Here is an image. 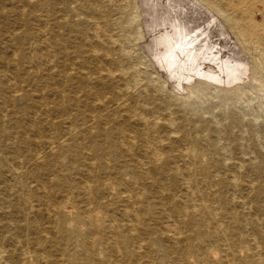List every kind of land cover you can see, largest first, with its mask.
I'll return each mask as SVG.
<instances>
[{"label": "rangeland", "instance_id": "rangeland-1", "mask_svg": "<svg viewBox=\"0 0 264 264\" xmlns=\"http://www.w3.org/2000/svg\"><path fill=\"white\" fill-rule=\"evenodd\" d=\"M131 1L0 0L4 264L264 260V77L250 78L223 19L199 0ZM180 16L190 25L181 39L195 48L187 69L160 62L165 46L159 56L141 47ZM215 47L229 83L191 92L186 73L215 63ZM76 213L89 220L92 244L80 241L85 226L77 240L63 237Z\"/></svg>", "mask_w": 264, "mask_h": 264}, {"label": "bare ground", "instance_id": "bare-ground-1", "mask_svg": "<svg viewBox=\"0 0 264 264\" xmlns=\"http://www.w3.org/2000/svg\"><path fill=\"white\" fill-rule=\"evenodd\" d=\"M100 2L102 0H99ZM196 1V0H194ZM193 1V2H194ZM200 3L203 4L206 8H210L212 10V13L215 14L216 18L223 19L224 21V26H225V31L227 33L224 34L228 35L226 36L230 38V42L232 43V47L235 48L236 52H243L245 56L249 59V75L252 80H258L259 78L264 77V0H220L222 2L221 5H217L216 3L210 1V0H199ZM192 0H163L164 4H191ZM146 4H158L157 0H153L151 2L150 0L145 1V0H132L130 5L137 6V5H146ZM195 4V3H194ZM198 4V3H197ZM196 4V5H197ZM243 4V5H239ZM7 6V5H6ZM201 6H196L195 7V12H199V14L202 16H206L209 18L210 13L204 9V7ZM140 8V7H139ZM124 9V8H123ZM189 9V8H188ZM76 10V9H75ZM95 10V9H92ZM140 10V9H139ZM143 11V10H142ZM152 11V10H151ZM155 12V11H154ZM196 12V13H197ZM140 13V11H139ZM148 13L149 10H148ZM141 14V13H140ZM154 14V13H153ZM213 15V14H212ZM179 16V15H177ZM188 16V15H187ZM182 16L172 18L169 23H168V28L164 25L161 24L157 26V28L153 29V34L151 35L150 39V44L149 43H144L141 44L142 48H148V51L151 50V48L156 49V55L159 56V49H169V56L164 57V56H159L160 62L165 60V62L170 61L171 64H173L174 59H177L178 63H182L184 68H186L185 65H187V60L192 58V56L195 54V48L193 47V51H189L191 48H187L185 45L187 44V41L184 38L185 33H187L186 29L190 27V25L183 23ZM190 16H188L189 18ZM212 18V17H210ZM215 18V17H214ZM215 18V19H216ZM213 19V18H212ZM184 20V18H183ZM189 20V19H188ZM115 21V20H114ZM217 21V19H216ZM126 22V21H125ZM198 23V22H197ZM218 25L216 28H219V33L221 32V22L217 21L216 22ZM152 24V23H151ZM155 27V26H154ZM167 28V29H166ZM15 29V28H14ZM144 29V28H143ZM124 31V29H123ZM139 39L142 41L143 35L139 33ZM192 34V33H191ZM13 35L15 33H9L8 36L9 38H13ZM90 35V34H89ZM111 36V35H110ZM147 37V36H146ZM220 37V36H219ZM114 38V37H113ZM127 38V34L125 36L120 35V43L123 44L124 40ZM112 39V38H111ZM145 39V38H144ZM148 39V40H149ZM190 39V38H189ZM228 39V38H227ZM182 40H185L184 43H182ZM262 40V41H261ZM116 41V40H115ZM146 41V40H145ZM200 41V40H199ZM229 41V40H228ZM144 42V40H143ZM148 42V41H146ZM263 42V43H262ZM173 43V44H172ZM191 43V42H190ZM189 43V44H190ZM217 43L220 45V40H217ZM108 44V43H107ZM129 44V43H128ZM172 45L174 46V49H172ZM147 46V47H146ZM165 46L166 48H164ZM193 46V45H192ZM190 47V46H188ZM220 47V46H219ZM215 47L217 50L215 53H212L211 56L213 59V62L215 60V63L212 65L204 64L201 68H194L192 70V74L186 73L185 79L187 81L193 79L192 85L190 87V91L193 92L197 90L198 88H208V84L214 85L215 88L221 87V84L229 83V79H226L225 77H221V72L218 74V70L220 68V53L218 52V48ZM176 48V49H175ZM187 48V49H186ZM182 49V51H181ZM197 49V48H196ZM143 50V49H142ZM183 50H185L183 52ZM201 50V49H200ZM144 51V50H143ZM146 51V50H145ZM189 51V52H188ZM211 51V50H210ZM180 52L181 59L178 58V54ZM205 52V51H204ZM210 54V53H209ZM227 54V53H226ZM242 54V53H241ZM206 55V54H205ZM14 56V55H13ZM198 56V55H197ZM196 56V57H197ZM210 56V55H209ZM166 58H171L169 60H166ZM123 59V58H122ZM194 60V59H192ZM245 60V59H244ZM243 60V61H244ZM204 62V61H203ZM208 62V61H207ZM186 63V64H185ZM190 63V62H189ZM194 63V62H193ZM192 63V64H193ZM211 63V62H210ZM244 63V62H242ZM191 64V65H192ZM203 64V63H202ZM245 64V63H244ZM190 65V67H192ZM248 65V64H247ZM129 66V65H128ZM190 67L188 69H190ZM246 67V66H245ZM155 68V67H154ZM247 68V67H246ZM248 73V72H247ZM112 74V73H111ZM233 75V74H232ZM164 81L170 82L171 77L169 75H162ZM232 78V77H231ZM133 79V78H132ZM195 79V80H194ZM234 79V78H233ZM239 79V78H238ZM170 80V81H169ZM232 81V80H230ZM173 82V80H172ZM1 83V82H0ZM174 83V82H173ZM180 83V82H179ZM208 83V84H207ZM189 84V83H188ZM135 85V84H134ZM232 85V84H231ZM173 87L170 89L178 92V93H183L181 91L182 88H180L179 85L173 84ZM240 88V85L237 84L234 89H225V92H231L233 90H237ZM42 92V91H41ZM175 92V93H176ZM177 95V94H176ZM184 96V95H183ZM46 107V106H45ZM142 114V113H141ZM35 115V114H34ZM144 123H148V121L144 120ZM92 125V124H91ZM259 137V136H258ZM257 137V139H258ZM129 138V137H128ZM255 138V137H254ZM121 140V139H120ZM122 141V140H121ZM121 143V142H120ZM226 145V144H225ZM127 146V145H126ZM227 147V146H226ZM131 148V147H130ZM154 148V147H153ZM52 149V148H51ZM147 149V148H146ZM148 150V149H147ZM31 151V150H30ZM152 156L154 157L155 160H158V151H155L153 149L150 150ZM131 152V151H130ZM2 153V152H0ZM36 153V152H35ZM39 153V152H38ZM227 153V152H226ZM11 154V153H10ZM9 154V155H10ZM36 155V154H35ZM15 157V156H14ZM137 158V157H135ZM7 161V160H6ZM142 162V161H141ZM138 163V162H137ZM10 164V163H9ZM137 165V164H136ZM12 166V165H11ZM13 168V167H12ZM146 172V171H145ZM127 175V174H126ZM137 175V174H136ZM234 175V174H233ZM232 175V176H233ZM129 176V175H128ZM144 176V175H143ZM236 177V176H235ZM7 179V178H6ZM233 179V178H232ZM188 181V180H187ZM102 182V181H100ZM121 182V181H120ZM236 183V182H235ZM101 184V183H100ZM115 184V183H114ZM251 185V184H250ZM43 186V185H42ZM44 188V186H43ZM9 190V189H8ZM45 190V188H44ZM55 190V189H54ZM58 190V189H57ZM230 191V190H229ZM106 192V191H105ZM22 193V192H20ZM129 194V193H128ZM72 195V194H71ZM76 195V194H74ZM233 195V194H232ZM231 195V196H232ZM58 196V195H57ZM86 196V195H85ZM76 197V196H75ZM66 198H64L65 200ZM151 199V198H150ZM239 199V198H238ZM60 207V206H59ZM67 207V206H66ZM124 208V207H123ZM195 208V207H194ZM45 209V208H44ZM126 209V208H125ZM54 210V209H53ZM129 213H126L127 218H131L132 215H129ZM178 214V212H177ZM87 215V214H86ZM135 216V215H134ZM178 216V215H177ZM54 217V216H53ZM246 221V220H245ZM89 220L87 219L86 216H83L81 213H76L74 215L73 221H72V230L70 232H64L65 234H62L63 237H65L66 240H71V239H76V237H80V232L78 231L79 226H85L84 230L82 233L84 239H81L82 243H90L96 241V238L94 236H91L93 234L92 228L89 226ZM173 223V222H172ZM180 224V223H179ZM246 226V225H245ZM133 227V226H132ZM173 228V226H172ZM170 229V228H169ZM165 230V229H164ZM168 230V229H167ZM172 234V233H171ZM170 234V235H171ZM87 236L91 239H87ZM115 243V242H114ZM189 248V246L187 245ZM118 248V247H116ZM119 250V249H118ZM3 251V250H2ZM118 252V251H117ZM146 253V252H145ZM261 253V251H260ZM205 254V253H204ZM263 254V253H262ZM70 257V256H69ZM75 259V256H72ZM70 257V260L73 258ZM235 261H237L239 258L235 255L233 258ZM105 264L107 263V260L104 261ZM137 262V261H136ZM0 264L3 263V258L0 254ZM252 264H264V260L258 255H255L252 259Z\"/></svg>", "mask_w": 264, "mask_h": 264}]
</instances>
